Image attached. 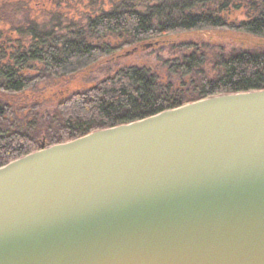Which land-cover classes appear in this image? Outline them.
Segmentation results:
<instances>
[{
	"label": "water",
	"instance_id": "1",
	"mask_svg": "<svg viewBox=\"0 0 264 264\" xmlns=\"http://www.w3.org/2000/svg\"><path fill=\"white\" fill-rule=\"evenodd\" d=\"M0 264H264V89L1 166Z\"/></svg>",
	"mask_w": 264,
	"mask_h": 264
},
{
	"label": "trees",
	"instance_id": "2",
	"mask_svg": "<svg viewBox=\"0 0 264 264\" xmlns=\"http://www.w3.org/2000/svg\"><path fill=\"white\" fill-rule=\"evenodd\" d=\"M30 1L40 4L41 10L48 5ZM73 1L80 0L64 3ZM106 1L111 7L107 12L65 19L63 26L57 24L63 19L59 14L51 13L50 21L42 23L34 19L37 12L29 3L0 0V167L42 146L208 96L264 89L262 46L225 50L189 41L159 47L157 52L169 55L159 58L166 68L163 75L148 67L128 66L86 90L57 98L51 106L17 102L39 85L74 76L129 49L153 47L170 36L231 31L264 39V0ZM49 3H54L52 10L61 6L58 0Z\"/></svg>",
	"mask_w": 264,
	"mask_h": 264
},
{
	"label": "rangeland",
	"instance_id": "3",
	"mask_svg": "<svg viewBox=\"0 0 264 264\" xmlns=\"http://www.w3.org/2000/svg\"><path fill=\"white\" fill-rule=\"evenodd\" d=\"M16 1H21L23 3L31 2L30 0ZM33 1L37 2V0H32V2ZM41 1V4L48 3V5H46L43 10L40 9V4L35 5L36 3H29L31 9L37 12L34 14V19L44 23L50 21V18L52 17L50 16L51 13L55 15L59 14L63 19L61 20L60 18V21H58L57 24L63 26L65 25V19L76 21L87 14L97 15L99 13H96L97 10H103L104 12H107L111 8L109 7V5H107L106 0L97 3H92L95 2L93 0H80L78 4H76L74 1L65 4V0H58L61 2V6L57 10H52L50 7L54 3H49V0H40V2ZM12 7L13 6H11V8ZM23 7L24 6H20V9H22ZM17 10H19V6H15L16 13L18 12ZM54 24H56V22H54ZM189 41L202 44L204 43L209 47H222L225 50H229L231 48L249 49L253 46H262L264 48V39H258L231 31L194 32L178 36H170L158 40L153 47H149V45L146 44L143 45L142 48L136 49L134 51H131V49H129L125 52L116 54L113 57L106 58L74 76L63 78L47 85H39L35 92L24 95L23 97H19L17 99V102L24 104L26 103L29 105H32V103H34V106H37L40 103H42L43 106H51L54 102H56L57 98L63 97L64 95L76 91L86 90L102 80L108 73L128 66L148 67L151 69V71L163 75L166 68L160 63L159 58L167 59L169 58V55L165 50L157 52V50L161 49L159 47L166 46L173 42L181 43Z\"/></svg>",
	"mask_w": 264,
	"mask_h": 264
}]
</instances>
